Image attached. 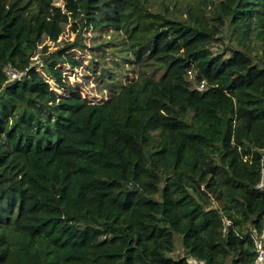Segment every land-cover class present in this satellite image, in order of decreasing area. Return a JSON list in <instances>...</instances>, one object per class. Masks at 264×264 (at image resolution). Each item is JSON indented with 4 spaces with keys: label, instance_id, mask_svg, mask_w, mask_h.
I'll use <instances>...</instances> for the list:
<instances>
[{
    "label": "trees",
    "instance_id": "16d2710c",
    "mask_svg": "<svg viewBox=\"0 0 264 264\" xmlns=\"http://www.w3.org/2000/svg\"><path fill=\"white\" fill-rule=\"evenodd\" d=\"M93 28L134 70L97 102L59 66ZM263 171L264 0H0V264H252Z\"/></svg>",
    "mask_w": 264,
    "mask_h": 264
},
{
    "label": "rangeland",
    "instance_id": "374dc122",
    "mask_svg": "<svg viewBox=\"0 0 264 264\" xmlns=\"http://www.w3.org/2000/svg\"><path fill=\"white\" fill-rule=\"evenodd\" d=\"M62 3V1H58ZM76 36L75 32H73L70 29V24L67 25L65 32L61 36L60 40L58 42L51 41L49 39H44L43 43L39 46L37 52H35L33 58L35 59V63H39L42 66V62L44 58H42L41 53V47L45 44L49 45V50H54L61 46L63 40L65 39H74ZM110 34H104L101 33L97 29H84L81 33L80 42L85 45V49H79L72 52H75L76 58L81 62L78 66L75 68L71 67V64L69 63H59L60 68L64 70L65 77L67 78V82L70 83V85L76 87L80 90L83 97L87 98L88 100L97 102V101H105L108 98H110L113 94H115L118 89L120 88V84L122 82H126L127 78L125 77V74H134L133 68L130 66V63H126V65L121 64L119 68L118 77L120 78L119 82L115 84L112 87L105 88L104 84L99 79V76L92 71L90 59L95 56V54L90 50L92 47H100L97 48V53L99 54L102 52L103 48L107 47L106 44L110 40ZM113 40L115 39L112 38ZM223 41L225 43H230L235 46H240L241 44L238 42V39L235 37V35L231 34L230 31L227 32V36L223 38ZM223 48L222 45L216 46V50H219ZM109 52H112V49L110 48ZM101 54V53H100ZM39 70L43 72L42 68L39 67ZM45 77L51 84L52 88L57 90L59 93L63 94L65 91L63 88H60L57 83L54 81L53 78H51L47 73H45ZM69 88L67 85L66 88ZM177 251L180 252V254H183L184 248L181 243L180 237H178L177 240Z\"/></svg>",
    "mask_w": 264,
    "mask_h": 264
},
{
    "label": "built area",
    "instance_id": "2783aa9c",
    "mask_svg": "<svg viewBox=\"0 0 264 264\" xmlns=\"http://www.w3.org/2000/svg\"><path fill=\"white\" fill-rule=\"evenodd\" d=\"M4 70L9 80L20 78L23 74V72L15 69L11 64L6 65L4 67ZM200 87L203 88L204 83H201ZM258 186L264 187V171H263V179ZM227 223H229V221H227ZM254 244L257 254L252 264H264V225L260 232L255 233Z\"/></svg>",
    "mask_w": 264,
    "mask_h": 264
}]
</instances>
